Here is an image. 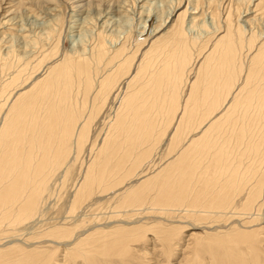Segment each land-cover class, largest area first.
<instances>
[{"label":"bare ground","instance_id":"obj_1","mask_svg":"<svg viewBox=\"0 0 264 264\" xmlns=\"http://www.w3.org/2000/svg\"><path fill=\"white\" fill-rule=\"evenodd\" d=\"M82 1L72 2L81 6ZM186 3L183 11H176L182 6V2H179L169 14L176 11L177 17L171 26L159 27L157 32L161 33L158 38H167L162 45L165 46L162 48L167 49H162L159 53L156 50L158 38L144 52H140V47L129 51L126 42L111 51L102 41L92 44L89 42V45L83 41L82 45L74 49L73 54L62 55L60 61L52 62L41 78H36L29 84V89L25 85L32 80L33 72H28L29 76H25L32 64L31 59L25 60L10 80L5 82L0 79V116L3 115L0 119V221L13 218L10 224L17 226L16 222L21 223L35 217L39 208L41 209L43 195L48 190L53 170L66 162L74 139H77L78 144L86 139L90 115L101 112L109 101L119 100L117 108L115 107L117 116L112 126L114 134H117L112 136L109 133L106 136L96 163L88 167L76 195L88 185L107 187L106 182L119 179L125 165L132 162L141 165L145 159L152 157V153L143 151L142 146L153 141L154 121L151 117L144 118L141 115L143 110L162 108L163 104L164 107L168 105L170 110L180 109L182 86H186L187 75L192 72L197 59L208 53L191 84L188 98L184 102V111L177 119V127L171 139L175 143L171 145L169 154L172 160L167 167L147 179L146 183L157 179V191L155 194L150 193L149 186L148 190L140 187L130 189L132 195L125 204L134 207L145 202L152 205L160 203L165 210L174 208L175 211L182 210L190 216L197 215L206 220L214 217L224 223H234L231 231L228 230L225 235H217L212 231L201 235L198 244L192 248V264L206 262L202 258L205 252L210 253V264H264V224H261L264 222V214L260 210V199L264 193V110L259 112L262 118L254 125L241 123L237 126L231 103L247 91V88H241L239 93H233L244 73L242 60L248 55L251 57L254 50L257 53L251 58V62H256V65L251 68L244 82L258 80L260 77L259 71L264 61V22L261 23L255 17L249 18L252 13L256 16L259 4L254 5V11L250 8L244 11L238 9L237 18L232 16L231 10L224 14L221 18L224 30L215 32V42L209 50L210 39L203 40L198 34L189 35V31L185 29L186 25L193 29L199 20L196 16L199 13L197 7L190 10L192 5L188 0ZM76 6L73 7L77 8ZM216 17L217 14L210 17L214 30L220 27ZM255 19H258L260 25L248 28ZM88 22L86 20V25L90 24ZM205 22L201 20V26L208 32L210 29ZM51 31L53 26L49 27V31L39 34V37L44 35L50 39ZM31 38L25 37L27 45ZM259 38L262 40L255 45ZM32 40L37 44L36 38ZM197 46L201 48L194 56L192 50ZM12 54L10 48L6 53L0 54V59H3L0 69L3 71L14 64L10 57ZM50 54L44 53L38 64L47 60ZM156 57L160 58L156 60L160 61L156 62L158 66L154 61ZM36 66L31 68L34 72L37 71ZM100 72L103 74L99 75ZM128 75L132 77L126 78ZM142 79L145 82L138 86ZM124 82L127 85L125 90ZM12 86L14 88L8 92ZM259 104L263 107L264 101ZM87 112L90 113L89 117L82 121L83 114ZM193 112L204 115L202 121L193 123ZM208 121L210 123L206 124ZM179 133L182 136H178ZM159 143L158 141V145ZM189 200L200 203L190 207ZM70 227L62 223L47 226L41 234L46 238L52 237L49 240L61 247L65 245L64 239L73 235L75 229ZM122 230L102 231V238L114 236L113 247L116 246V252L108 258V264L112 257H116L119 264H131L129 251L120 240L126 235ZM179 237L178 235L175 240H180ZM5 238L3 241L0 238V242L4 243ZM30 238L33 239V236L29 240ZM53 238H57V241ZM96 239L93 238L91 243L96 242ZM30 241L17 243L19 245L0 251L1 264H55L57 260L67 263L65 258H55L57 250L47 253V249L41 251L42 247L28 243ZM70 244L73 242L65 246L66 255L71 254L70 257L74 259L79 256L85 258L91 253V249L81 248L76 242L73 247ZM190 246L191 243H188L186 250ZM168 247L169 257L173 254V244ZM104 249L93 247L92 253H104ZM96 260H88L86 264H99ZM157 262L159 261L154 256L150 264H158Z\"/></svg>","mask_w":264,"mask_h":264},{"label":"rangeland","instance_id":"obj_2","mask_svg":"<svg viewBox=\"0 0 264 264\" xmlns=\"http://www.w3.org/2000/svg\"><path fill=\"white\" fill-rule=\"evenodd\" d=\"M72 1L73 0H0V54L6 53L9 48L12 49L13 54L10 57L14 62V64L12 63L11 67L7 70L3 71L0 69L1 81L6 82L10 80L11 76H13L17 69L21 67V64L25 62V60L27 61L31 59L32 64L26 73L27 76H25L28 77V72H33L32 80L25 85V88L29 89L31 85L30 83L36 78H41L52 62L60 61L63 57L62 55L73 54L76 47L82 45L83 41L88 45L90 43L92 44L102 41L111 51L126 42L129 51H134L140 47V52H144L149 48L150 44L160 36L161 32H157L159 27H162V25L171 26L177 17L175 15L176 11H183L187 5V0H83L81 6L74 5ZM188 1L192 5L190 10L197 7L199 13L196 14V16L199 17V20L196 22V26L193 29L190 25H186L185 29L189 31V35L198 34L203 40L210 39L211 42L207 48L209 50L215 42V32L224 30V23L221 18H223L224 14L229 10H231L233 14L232 16L237 18V15L239 14L238 9L244 11L245 9L250 8L254 11V5L259 4L257 7L258 10L256 9V16L252 13L249 18L254 19L255 17L258 18L261 23L264 22V0ZM179 2H182V6H180L181 8L179 10L177 8L175 13L169 15L173 12V9ZM73 6H76L77 8H74ZM212 14L218 15L216 18L220 23V27L216 30L213 29L214 23L211 22L210 17ZM107 18H110V20L108 19V23H105V25L104 21L107 20ZM88 19L90 24H87V26L85 22L86 20L88 22ZM258 19L253 20V23L250 24L248 28L251 26H259ZM201 20L204 22L207 21L205 23L208 25L210 31L205 32V29L201 26ZM241 24L243 23L241 22ZM50 26H53V31H51L52 37L50 39H47L44 35L43 37H39V34L41 35L47 30L49 31ZM28 36L32 37L29 45L26 44L25 39V37L27 38ZM99 36L101 38H99ZM34 37L37 40V44L33 43L32 39H35ZM44 37H46V40H44ZM83 37H85L87 41ZM261 40L262 39L259 38L255 45H258ZM165 41H167V38L164 40L162 37L158 38L156 45V47H158L156 48L157 53L161 52L162 49H167L162 48L165 47L162 46ZM44 44H46L45 47ZM195 48L196 49L193 48L194 50H192L194 56H196L201 47L197 46ZM203 51H206V49ZM44 53H51V56L41 64H38L39 60L43 58ZM256 53L257 51L254 50L251 53V57L248 55L242 60L244 73L233 90V93L235 92V94L239 93L241 88L242 90L245 88H247V91L249 90V92L246 91L240 95L239 99L231 102L234 107L233 118L236 120H233V122L235 121L237 126L241 125V123L254 125L253 123H257V120L262 118V115H259V112L264 110V106L262 107L259 103L264 101V61L262 62L263 66L259 71V81L250 79L247 83L244 82L251 68L256 65V62H251V58ZM207 54L208 53H205L204 56L197 59L192 72L188 73L190 75H187L186 86L185 88L184 85L182 86L180 109H177L176 111L170 110L168 105L164 107L163 104L162 108H154L152 110L144 109L146 111L143 110L141 115L144 116V118L151 117L154 121L153 128L155 134L152 138L153 141H148L142 146V150L152 153V157L145 159L144 163L141 165H137L136 162L125 165V168H122L119 179L113 181L109 180L106 182L107 187H99L98 185H95L94 187L92 185V187H90L88 185L85 190L82 189L79 194L76 195V192L84 181L88 167L96 163L95 160L99 157L106 136H108L109 133L112 136L117 134H114L115 131L112 126L115 117L117 116L116 108L119 100L109 101L107 107L101 112L97 114L92 113L90 115V124L86 139H83L84 141L82 140L79 144L77 143V139H74L70 155L66 162L61 167L57 168L58 170H53L54 174H51L53 177L50 176L48 190H46L43 195V200L41 202L42 205L40 204L41 209L39 208L40 211L38 210V215L36 213L37 217L35 215V217H32V220H21L22 224L16 222V224H18L17 226H15V224L11 226L10 222L13 218L2 219V221H0V223L2 222L5 225L9 221L7 223V225L9 224V228L7 225L0 224V238L3 241L6 237L4 243L0 242V251L8 250L19 245L17 243H27V240H31L28 243H34L36 247H42L40 248L41 251L47 249V253H54V251L57 250L55 258H65L67 260L66 264H86V261L96 259L99 264H108V258L111 254L116 252V246L113 247L114 242H112L114 236L102 238V235H104L105 231L110 232L111 230L123 229L122 231H125L126 235L120 240L121 243H123V247L129 251V257L132 259L131 264H150V261L154 256L159 261L157 262L158 264H192L194 258L192 248L195 247L194 245L198 244V239L201 235H204L205 232L212 231L211 233H217V235L222 236L231 231V226L234 224H231L232 222L224 223V221H219L214 217H212L211 220H206L204 217V219L197 217V215L190 216L176 208V211L174 208H167L169 210H165L160 203H158V205H152L150 202H145L146 204L143 203L142 205H136L134 207L125 204L127 199L132 195L130 189L140 187L148 190L147 188L149 186V189H151L150 193L155 194L157 191V179H153L146 183L147 179L153 175L155 176V174L164 169V167H167L170 160H172V156L169 154L171 145L175 143V141H171V139L173 138L175 128L177 127V119L181 117L180 115H182V112L184 111V102L188 98L191 84L195 81L199 67ZM158 57L161 56L159 55ZM158 57H156L157 59L155 58V63H160V61H156L160 59ZM2 61L3 59H0V64ZM33 65L36 66V72L31 69ZM134 69L135 65L133 66V70ZM101 74L103 73L100 72L99 75ZM131 77L132 76L128 75L126 78ZM143 80L144 79L138 83V86H141L142 83L145 82V80ZM123 85V89L125 90L127 85L125 82ZM13 88L14 86L10 87L8 92ZM145 97L148 98V96ZM3 100L4 98L1 101L2 103ZM148 100L150 101V99ZM148 100H146V102ZM91 103L89 105H91ZM111 107L113 109H111ZM221 111L219 112L220 115L222 114ZM88 113L89 112L83 114L82 121L87 120L86 118L89 117ZM193 114V123L196 124L199 123V120L202 121L201 119L204 115L200 116V112L197 114L196 112H193ZM2 116L3 115L1 114L0 119ZM223 121L224 119L221 123ZM209 123L210 121L206 124ZM178 136H182V134L179 133ZM158 141L160 142L159 145ZM124 169L127 170L125 171ZM260 202V205L262 206L260 207V210L261 213L264 214V193ZM198 203L200 202L196 200L188 201L190 207ZM181 208L185 209L184 207ZM167 212L169 215H167ZM27 221L29 227L27 226ZM33 222L36 226H34ZM31 223L33 226L30 225ZM61 223L62 225H68L69 227L71 225L70 228L75 230L73 231L72 237L69 236L64 239L65 245L60 247L58 244L50 241L52 240L50 239L52 237L46 238L45 236H42L41 233L47 229V226H54ZM195 224L200 225L195 226ZM261 224H264V222H261ZM18 226H20L19 228L22 230L17 228ZM5 227L9 230L7 229L8 231H6ZM99 231L104 232L100 233ZM262 231L264 232V229H262ZM6 235H10L11 237L8 236L10 239ZM178 235L180 236V240H175ZM31 236H33V239L30 238L29 240V237ZM97 237L98 240L96 239ZM93 238L96 239V242L91 243ZM56 239L57 238H53V240ZM68 239L69 241H67ZM11 240H14L15 243ZM74 241L78 243L81 248L91 249V253L85 257L86 259L84 256H79L77 259H74L70 257L71 254L66 255V244L73 242V244H70V247H73L75 246ZM80 241L83 242L79 244ZM9 243L11 245H9ZM188 243H191V246L190 249L186 250ZM170 244H173V254L168 257V245ZM229 244L232 245V243ZM262 246L264 247V241ZM93 247L97 249H101L102 247L105 248L103 251L104 253H92ZM151 254H153V256ZM94 256L96 257L93 259ZM209 257L210 253H203L202 258L204 261L206 259V262L203 261L205 264L211 263V257ZM3 259L6 260L5 257H3ZM116 259V257L110 258L109 264H119ZM1 261L2 255H0V264L2 263ZM55 262V264L65 263L64 261L61 262L59 260Z\"/></svg>","mask_w":264,"mask_h":264}]
</instances>
